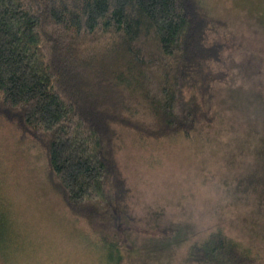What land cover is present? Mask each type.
Segmentation results:
<instances>
[{
	"label": "trees",
	"instance_id": "16d2710c",
	"mask_svg": "<svg viewBox=\"0 0 264 264\" xmlns=\"http://www.w3.org/2000/svg\"><path fill=\"white\" fill-rule=\"evenodd\" d=\"M217 23L202 0H0V116L44 148L52 186L115 252L110 264H123L130 229L117 128L162 139L209 119ZM187 257L259 264L218 230Z\"/></svg>",
	"mask_w": 264,
	"mask_h": 264
},
{
	"label": "rangeland",
	"instance_id": "374dc122",
	"mask_svg": "<svg viewBox=\"0 0 264 264\" xmlns=\"http://www.w3.org/2000/svg\"><path fill=\"white\" fill-rule=\"evenodd\" d=\"M202 2L218 20L207 41L220 46L202 101L209 119L162 139L117 128L130 213L123 264H194L188 248L216 230L264 264V0ZM0 221V264L116 257L52 186L44 148L1 116Z\"/></svg>",
	"mask_w": 264,
	"mask_h": 264
}]
</instances>
